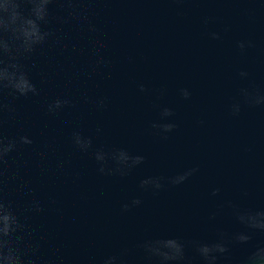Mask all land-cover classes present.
Returning <instances> with one entry per match:
<instances>
[{"label":"water","instance_id":"water-1","mask_svg":"<svg viewBox=\"0 0 264 264\" xmlns=\"http://www.w3.org/2000/svg\"><path fill=\"white\" fill-rule=\"evenodd\" d=\"M85 7L95 13L100 32L88 37L72 30L68 51L38 53L29 74L40 97H6L19 115L5 134H28L35 141L9 159L6 195L16 207H26L32 197L19 191L25 183L41 201L45 210L30 223L43 238L42 251L60 249L63 264H101L105 256L129 249L128 264H146L136 248L142 241L211 240L217 228L232 230L229 201L264 210V105L249 107L240 94L244 88L264 94V0H96ZM214 32L221 39H212ZM96 38L107 45L102 54L111 65L92 72ZM240 41L254 47L241 52ZM73 44L84 55L72 52ZM41 71L48 78L43 86ZM140 85L148 91L141 92ZM184 88L191 92L188 100L179 94ZM65 95L76 108L47 115L45 103ZM85 97H106L107 106L98 109ZM237 101L241 112L234 116ZM163 107L175 113L170 120L160 119ZM153 123L177 127L165 134ZM97 128L103 130L99 135ZM74 130L91 136L95 148L125 149L144 156L145 163L126 177L102 176L91 153L73 148ZM193 168L199 171L184 184L167 185L158 194L139 187L142 179ZM217 188L220 195L213 196ZM244 191L250 195L243 197ZM133 199L142 204L124 212L122 206ZM222 206L217 220L210 221ZM254 243H264V234ZM245 251L234 248L231 256ZM220 264L232 261L222 258Z\"/></svg>","mask_w":264,"mask_h":264},{"label":"clouds","instance_id":"clouds-1","mask_svg":"<svg viewBox=\"0 0 264 264\" xmlns=\"http://www.w3.org/2000/svg\"><path fill=\"white\" fill-rule=\"evenodd\" d=\"M94 2L96 0H0V264H63L59 256L60 249L51 254L42 251L43 238L37 237L36 227L30 223L33 217L45 210L41 201L34 197L33 189L25 183L19 185L21 193L32 197L24 208L16 207L6 195L7 185L12 179L8 168L9 159L13 158L14 153L35 144L28 134H5V127L19 115L12 100L6 101V97L19 99L41 96V88L32 82L29 74L30 66L35 68L38 53L42 54L47 49L56 48L62 54L68 51L66 41L71 38L72 30H78L82 36L88 37L98 34L100 29L92 19L95 13L91 8L85 7ZM53 5L57 9L55 14L52 12ZM207 22L206 19L205 23ZM211 37L214 40L221 39L215 32L211 33ZM92 46L95 60L91 64V71L109 68L111 61L102 54L107 45L102 39L96 38L92 40ZM238 47L244 52L254 45L251 41H240ZM71 51L84 55L85 50L73 44ZM240 76L247 78L248 73L241 72ZM40 77L41 85H46L48 78L44 71L40 72ZM139 90L148 91L144 85H140ZM164 93L165 90L161 89L160 95L163 96ZM179 94L184 100L191 98V92L186 88L180 89ZM240 94L243 103L249 107L264 105V94L257 89L250 91L244 88L240 90ZM85 101L95 104L98 109L107 106L106 97L92 101L85 97ZM44 108L47 115L59 116L66 109H75L76 104L65 95L47 101ZM240 112L241 102L237 101L232 105V114L235 116ZM174 115L173 110L168 107H163L160 111L162 121L170 120ZM176 127L175 123L152 124V128L165 134L173 132ZM102 131L101 128L96 129L98 135ZM71 144L75 150L93 155L97 172L102 176L126 177L134 168L145 163L144 156L131 155L125 149L95 148L93 138L81 131L74 130L71 133ZM38 155L43 159L45 152L41 151ZM36 164L39 165L40 161L37 160ZM63 166V162L57 165L60 169ZM197 171L199 169L193 168L171 177H148L140 181L139 187L144 192L158 194L167 185L184 184ZM220 191L217 188L212 195L219 196ZM249 195L247 191L242 193L243 197ZM51 203L56 204L57 201L52 200ZM141 204L142 200L133 199L130 204L125 203L122 209L128 212ZM226 208L235 227L232 230L217 228L211 240L156 238L142 241L136 248L143 252L146 264H194L197 260L200 264H220L222 258L232 261V264H264V243H254L258 234H264V210L242 207L231 201ZM221 211H224V206L209 217L210 221H216ZM237 247H245V254L233 258L231 253ZM129 255V249H122L105 256L101 264H128L126 258Z\"/></svg>","mask_w":264,"mask_h":264}]
</instances>
